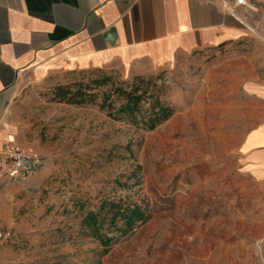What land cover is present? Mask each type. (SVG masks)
Segmentation results:
<instances>
[{"label":"rangeland","instance_id":"374dc122","mask_svg":"<svg viewBox=\"0 0 264 264\" xmlns=\"http://www.w3.org/2000/svg\"><path fill=\"white\" fill-rule=\"evenodd\" d=\"M103 70L116 80L134 76ZM252 70L264 73V45L241 40L137 74L163 83L174 109L152 130L94 104L74 110L52 145L65 152L64 169L54 170L63 175L61 185L40 202L32 227H24L30 231L0 234L21 249L16 263L5 264H264V180L239 170L234 156L252 123L240 104ZM96 73L84 68L24 77L10 88L4 109L46 115L57 103L55 86ZM118 197L137 202L147 217L103 252L81 219L103 198Z\"/></svg>","mask_w":264,"mask_h":264},{"label":"crops","instance_id":"0c3cea01","mask_svg":"<svg viewBox=\"0 0 264 264\" xmlns=\"http://www.w3.org/2000/svg\"><path fill=\"white\" fill-rule=\"evenodd\" d=\"M223 1L0 0V145L13 140L42 160L27 178L0 181V233L32 229L24 227H32L40 202L61 185L63 175L54 170L64 169L65 152L52 147L55 131L63 135L68 115L85 107L57 102L43 116L9 115L4 103L10 88L24 77L84 68L150 74L241 40L263 46L264 0H227L233 13ZM251 72L240 104L252 123L240 135L234 156L239 170L264 180V73ZM19 251L17 242L0 237V264L16 263Z\"/></svg>","mask_w":264,"mask_h":264},{"label":"trees","instance_id":"16d2710c","mask_svg":"<svg viewBox=\"0 0 264 264\" xmlns=\"http://www.w3.org/2000/svg\"><path fill=\"white\" fill-rule=\"evenodd\" d=\"M96 75L54 87L57 102L97 105L99 110L117 120L152 130L173 114L174 109L164 99L166 87L155 77L134 75L116 80L112 74L95 68ZM141 205L123 197L103 198L98 209L88 210L81 219L92 237L103 246V252L119 237L130 232L137 223L146 220Z\"/></svg>","mask_w":264,"mask_h":264},{"label":"built area","instance_id":"2783aa9c","mask_svg":"<svg viewBox=\"0 0 264 264\" xmlns=\"http://www.w3.org/2000/svg\"><path fill=\"white\" fill-rule=\"evenodd\" d=\"M223 6L233 13L227 0L223 1ZM39 165L40 156L31 147L13 140H7L0 145V181L25 179L35 172Z\"/></svg>","mask_w":264,"mask_h":264}]
</instances>
